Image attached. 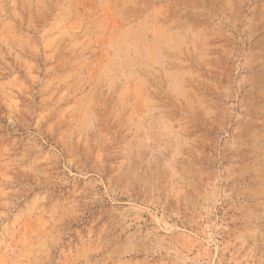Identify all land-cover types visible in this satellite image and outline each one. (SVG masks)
Returning <instances> with one entry per match:
<instances>
[{"label":"rangeland","instance_id":"374dc122","mask_svg":"<svg viewBox=\"0 0 264 264\" xmlns=\"http://www.w3.org/2000/svg\"><path fill=\"white\" fill-rule=\"evenodd\" d=\"M0 264H264V0H0Z\"/></svg>","mask_w":264,"mask_h":264}]
</instances>
